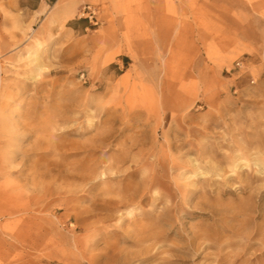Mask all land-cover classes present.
Listing matches in <instances>:
<instances>
[{"label": "rangeland", "instance_id": "374dc122", "mask_svg": "<svg viewBox=\"0 0 264 264\" xmlns=\"http://www.w3.org/2000/svg\"><path fill=\"white\" fill-rule=\"evenodd\" d=\"M0 264H264V0H0Z\"/></svg>", "mask_w": 264, "mask_h": 264}, {"label": "bare ground", "instance_id": "6f19581e", "mask_svg": "<svg viewBox=\"0 0 264 264\" xmlns=\"http://www.w3.org/2000/svg\"><path fill=\"white\" fill-rule=\"evenodd\" d=\"M40 72V71H39ZM109 92V91H108ZM55 121V120H54ZM56 122V121H55ZM59 123V122H58ZM56 130V129H55ZM62 130V129H61ZM40 137V136H39ZM96 141V140H95ZM142 145V144H141ZM131 148V147H130ZM93 159H95V158H93ZM117 167H118V165H117ZM37 170V169H36ZM82 186V185H81ZM126 198V197H125ZM119 199V198H118ZM124 199V198H123ZM128 199V198H127ZM118 205V204H117ZM127 206V205H126Z\"/></svg>", "mask_w": 264, "mask_h": 264}, {"label": "built area", "instance_id": "2783aa9c", "mask_svg": "<svg viewBox=\"0 0 264 264\" xmlns=\"http://www.w3.org/2000/svg\"><path fill=\"white\" fill-rule=\"evenodd\" d=\"M238 66H240V64H238Z\"/></svg>", "mask_w": 264, "mask_h": 264}]
</instances>
